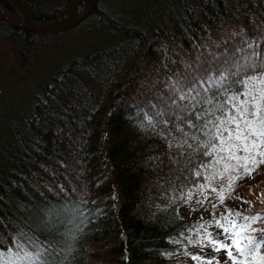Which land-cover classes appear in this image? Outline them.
<instances>
[{
    "label": "trees",
    "instance_id": "1",
    "mask_svg": "<svg viewBox=\"0 0 264 264\" xmlns=\"http://www.w3.org/2000/svg\"><path fill=\"white\" fill-rule=\"evenodd\" d=\"M22 1L35 23L49 24L71 0ZM117 1L96 0L81 23L52 35L0 18V40L29 55L42 40L79 26L78 39L107 38L56 60L32 92L0 89V243L24 231L53 240L66 264H170L185 240L180 233L201 223L180 216L186 202L173 197L182 163L158 134L162 125L153 131L144 114L158 121L152 106L170 103L172 82L218 71L223 59L242 55L237 49L248 50L246 41L264 56V0H142L131 14ZM88 2L81 0L79 14ZM0 11L22 23L10 0H0ZM79 209L86 210L84 225ZM32 212L73 224L59 232L33 221ZM256 212L264 209L246 214ZM69 234L77 239L70 250L55 242Z\"/></svg>",
    "mask_w": 264,
    "mask_h": 264
},
{
    "label": "snow or ice",
    "instance_id": "2",
    "mask_svg": "<svg viewBox=\"0 0 264 264\" xmlns=\"http://www.w3.org/2000/svg\"><path fill=\"white\" fill-rule=\"evenodd\" d=\"M246 43L248 50L237 49L242 55L223 59L218 71L172 82L170 103L152 106L158 121L144 114L153 131L157 123L162 125L158 134L174 150L173 162L182 163L174 201L195 200L196 205L212 209L211 221L197 222L187 229L192 235L180 233L181 238L202 252L207 247L217 254L223 251L224 264H264V213L248 215L246 209L226 204L236 198L253 207L233 194L239 180L252 177L264 165V56L254 47L255 41ZM220 206L224 211L217 217ZM79 215L83 223L86 210L79 209ZM68 239L74 241L75 236ZM191 258L198 264H220L218 256ZM0 264H66V257L53 240L19 231L10 244L0 243Z\"/></svg>",
    "mask_w": 264,
    "mask_h": 264
},
{
    "label": "rangeland",
    "instance_id": "3",
    "mask_svg": "<svg viewBox=\"0 0 264 264\" xmlns=\"http://www.w3.org/2000/svg\"><path fill=\"white\" fill-rule=\"evenodd\" d=\"M119 1L123 8L122 12L125 14H131L135 13L134 6L136 1L142 0ZM109 2H111L113 5L118 4L117 0H113V2L112 0H109ZM80 28L82 27L79 26V28L69 32L68 34L56 36L52 40H42V42L38 43V51L31 52L30 55L27 53L26 48L25 50L20 47L17 48L14 44L12 45L10 41H5L4 39L0 40V89L5 87L9 89L11 87V89H15L19 91V93H27L28 90L32 92L35 88V85L39 83L42 78H44L43 76L49 72L50 67L53 66L56 60L59 59L60 61L64 62L68 60L69 57L79 53L80 46L83 48V50H88L90 48L96 49L98 47L96 45L97 43L91 45V42L99 39L107 40V38L101 35V33H89L85 35L84 38H81V41V39L75 37L79 36L76 34L79 33ZM108 39L110 42V37ZM31 43H33V41ZM5 107L7 108L6 110L8 112L12 110V107L9 105V103H7ZM262 194H264V165L258 169V172L253 173L252 177H246L239 180L233 194V197H242L244 201H248L253 207L250 208L248 203L242 204L241 200L236 198L228 199L226 204L229 208L234 210L240 208L246 209L247 212L254 208L262 210L264 209V202H262L264 201V195ZM55 210L56 209H54L53 212H57ZM60 210H62V207L58 209V211ZM223 211V206H220L216 210L217 217ZM211 212L212 209L210 205L205 204L204 207H200L195 204V200L192 202H186L179 209L180 216L188 222L201 221V223H203L204 221H211L213 219ZM97 214L98 213H93L91 216L95 217ZM29 216L33 219V221L36 220L37 223H41V226L44 224L50 229L57 226L56 230L59 229V232L64 231V228L67 226L68 228L72 227L73 224L71 223L70 225V223H68L65 226L64 222L70 219L66 216H60L58 218L60 222H57L58 220L53 217V214L44 215L43 213L32 212ZM81 220L82 218L80 219L79 224L84 225L86 221L84 220V222L81 223ZM94 221H96V218H94L92 222H89L95 223ZM79 224L75 223L74 226L77 227ZM211 229H209V231L218 232V230L215 228ZM71 233L72 230L70 234ZM189 235L192 234L189 232L187 236ZM219 238L223 239L222 236ZM70 241L71 240H65L64 237L62 240L59 238L55 240L56 243L62 244V246L66 249L69 248L70 244L68 242ZM75 241H77V239ZM192 254H199L201 256H205L206 258L218 256L220 264H224V261L226 260L225 253L223 251L217 254L213 252L211 247H207L202 252L199 247H194L193 245L189 244L187 239H185L183 241V245L175 253L169 256V262L170 264H198L197 261H194L191 258Z\"/></svg>",
    "mask_w": 264,
    "mask_h": 264
},
{
    "label": "water",
    "instance_id": "4",
    "mask_svg": "<svg viewBox=\"0 0 264 264\" xmlns=\"http://www.w3.org/2000/svg\"><path fill=\"white\" fill-rule=\"evenodd\" d=\"M21 16L22 23L15 24L6 19L0 11V18L8 25L13 28L20 29L26 32H33L43 35L58 34L67 30H70L81 23L92 11L96 0H89L88 5L82 14H79L78 8L81 0H71L67 9L49 24H38L35 23L25 4L22 0H10Z\"/></svg>",
    "mask_w": 264,
    "mask_h": 264
}]
</instances>
